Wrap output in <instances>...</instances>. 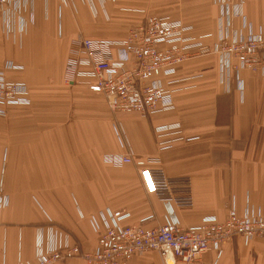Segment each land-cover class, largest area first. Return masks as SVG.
Masks as SVG:
<instances>
[{
	"label": "crops",
	"instance_id": "0c3cea01",
	"mask_svg": "<svg viewBox=\"0 0 264 264\" xmlns=\"http://www.w3.org/2000/svg\"><path fill=\"white\" fill-rule=\"evenodd\" d=\"M227 1L231 10L240 8L235 23L242 29H264V0ZM19 11L10 18L8 40L0 12V70L21 66L8 78L26 82L33 102L0 120V185L9 198L0 214V264L34 263L41 243L92 251L107 211H125L124 223L146 220L148 228L171 221L194 227L207 216L224 221L232 210L264 215V73L241 71L227 93L219 56L189 61L172 77L173 109L149 117L113 113L103 94L64 83L75 41L125 39L147 16L180 21L191 36L217 40L223 20L216 0H38ZM55 118L60 122L52 125ZM107 153L132 154L145 166L115 167L103 161ZM147 169L161 170L192 206H169L150 192ZM129 264L166 263L146 252ZM195 264H264V239L237 236L220 255L210 251Z\"/></svg>",
	"mask_w": 264,
	"mask_h": 264
},
{
	"label": "built area",
	"instance_id": "2783aa9c",
	"mask_svg": "<svg viewBox=\"0 0 264 264\" xmlns=\"http://www.w3.org/2000/svg\"><path fill=\"white\" fill-rule=\"evenodd\" d=\"M34 0H0V12L5 23L18 17L20 7L31 5ZM222 10L223 25L213 45L203 38L191 36L180 21L168 17L147 16L145 20L130 28L123 41L81 39L71 47L65 79L68 84H84L94 93H101L113 111L137 112L148 117L158 112L173 109L170 85L177 68L185 62L217 55L224 73L230 76L239 69L264 65V29L249 32L248 37L239 36L233 28L237 15L231 14L227 0H216ZM233 11V10H232ZM234 12V11H233ZM223 30V32H222ZM229 40L230 42H228ZM9 69H22L9 64ZM238 76V73H237ZM163 78V79H161ZM230 78L227 83H230ZM31 103L27 86L22 82H11L5 72L0 71V104L4 106H26ZM0 109V114H3ZM178 126V125H176ZM164 129L163 127L158 130ZM115 167L132 164L129 156L112 154L105 159ZM139 167L145 166L138 162ZM150 192L160 195L167 205L175 203L189 208L192 200L186 191H177L161 170L142 171ZM5 194L0 188V210L6 204ZM103 229L99 230L96 249L84 252L79 245L56 243L44 246L36 252V261L19 260L16 264H55L72 258H80L88 264H129L132 259L146 252H157L166 264H195L200 256L215 251L219 255L223 246L239 236L246 242L264 239V215L235 210L228 213L224 221L216 216L205 217L201 224L184 227L177 221L148 228L146 220L138 224H126L129 213L107 211L103 216Z\"/></svg>",
	"mask_w": 264,
	"mask_h": 264
},
{
	"label": "rangeland",
	"instance_id": "374dc122",
	"mask_svg": "<svg viewBox=\"0 0 264 264\" xmlns=\"http://www.w3.org/2000/svg\"><path fill=\"white\" fill-rule=\"evenodd\" d=\"M36 1H38V0H34L33 1V3L34 2H36ZM46 1V0H45ZM32 3V4H33ZM218 5H220V4H218ZM31 6V5H30ZM231 8V7H230ZM222 10L226 13V8H224V9H222L221 8V6H220V19H222V17L221 16H223L222 15ZM231 14H234V15H237L238 14V16H237V18H240L242 15H241V10H240V8H238V10L235 12H233L232 10H231ZM3 15V23H2V27H3V33H4V37H6L5 39L6 40H8V38H9V29H7L8 28V24H6L5 23V15L4 14H2ZM171 19V18H170ZM242 19H244V18H242ZM172 20V19H171ZM235 20H237V19H234L233 20V28L232 29H235L236 30V33L239 35V36H243V37H248L249 36V32L251 31V26L248 24V25H244V28L242 29L241 28V26L240 25H237V22L235 23ZM174 21H176V20H174ZM236 26H238V27H236ZM98 40H103V39H98ZM124 39H122V40H109L108 39V41H114V42H119V41H123ZM216 41L218 42L219 40L217 39V40H214L213 42H207V41H204V40H202L201 42H203V43H205V44H208V45H213V44H215L216 43ZM228 42H230L229 40H227ZM213 55H215V54H213ZM200 58H202V57H200ZM200 58H197V59H200ZM194 60H196V59H194ZM191 61H193V60H191ZM189 62V61H188ZM185 63H187V62H185ZM185 63H183V64H185ZM9 64H12V65H17V64H15V63H6L5 64V66L3 67V69H1L0 71H4L5 72V76H6V79L8 80V81H11V82H22V83H24L26 86H27V88H28V91H29V95H30V99H31V92H30V89H29V86L27 85V83L26 82H23V81H14V80H10L9 78H8V71H13V70H16V69H9V68H7V66L9 65ZM182 64V65H183ZM18 66V65H17ZM181 66V65H180ZM179 66V67H180ZM66 67H67V64H66ZM238 70H239V72H236V73H234L233 74V72L231 71L230 72V76L228 75V74H225L224 73V80L222 79V76H223V74H222V72L220 73V81H221V85L222 86H224V88H225V91L227 92V93H230L231 91H230V89H231V87H233L232 85H231V81L233 80V79H235L236 80V82H238V80H240V72L241 71H243V70H249V71H252V72H257V73H264V65H261V66H259L258 68H257V66L256 67H252L251 69H249V68H242V69H239L238 68ZM17 71H21V69H18ZM65 72H66V70H65ZM177 72H178V68H177V71H176V73H175V75L177 74ZM237 73H238V76H237ZM174 75V76H175ZM173 76V77H174ZM231 79L230 80V83L228 84L227 83V81H228V79ZM161 79H163V78H161ZM168 80H170V81H174L173 80V78L172 77H170ZM175 82H177V81H174V83ZM64 83L67 85L68 83H67V81H66V79H65V76H64ZM69 85V84H68ZM76 85H81V86H85L84 84H76ZM93 92V91H92ZM172 98H173V94H172ZM174 99V98H173ZM32 102H33V99H31V103L29 104V105H26V106H19V105H15V106H4V105H1L0 104V109H3V111H4V113L3 114H0V120L1 119H3V120H7L9 117H10V114H11V112L14 110V109H27V108H29L31 105H32ZM106 102H107V105H108V101H107V99H106ZM108 108L113 112V113H121V111H113L110 107H109V105H108ZM53 109H54V112H55V114H56V111L58 110V111H61L60 110V108H57V110H56V108L55 107H53ZM51 110H52V107H51ZM123 113V112H122ZM126 113V112H125ZM129 113H131V112H129ZM149 117V116H148ZM51 122H52V125H54V124H57V122H60L59 120H58V118H55V119H53V120H50ZM51 125V124H50ZM157 130H158V128H157ZM112 154H119V153H107V154H105V155H103V161L106 163V161H105V159L109 156V155H112ZM122 155H125V156H129V157H131L132 158V160H133V162H132V164L134 163V164H137V162L136 161H134L135 159H134V157L132 156V154H122ZM0 188H1V191H2V194L4 195L5 194V196H4V198H5V202H6V204L4 205V208H2L1 210H0V214H1V212L6 208V207H8V205H9V198H8V196L6 195V193L4 192V188H3V184L1 183V185H0ZM81 247V246H80ZM82 248V247H81ZM82 250L84 251V252H88V250L87 249H83L82 248ZM36 259V258H35ZM58 263V262H57ZM56 264V263H55Z\"/></svg>",
	"mask_w": 264,
	"mask_h": 264
}]
</instances>
